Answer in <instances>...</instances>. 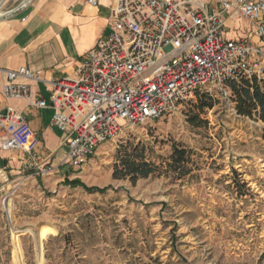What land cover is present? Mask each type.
<instances>
[{"label": "rangeland", "instance_id": "obj_1", "mask_svg": "<svg viewBox=\"0 0 264 264\" xmlns=\"http://www.w3.org/2000/svg\"><path fill=\"white\" fill-rule=\"evenodd\" d=\"M201 95L210 105L197 96L127 127L72 170L103 193L22 171L25 154L13 151L23 157L0 177V264H264V123L234 98ZM174 144L188 153L177 170ZM136 145L157 172L114 178Z\"/></svg>", "mask_w": 264, "mask_h": 264}, {"label": "built area", "instance_id": "obj_2", "mask_svg": "<svg viewBox=\"0 0 264 264\" xmlns=\"http://www.w3.org/2000/svg\"><path fill=\"white\" fill-rule=\"evenodd\" d=\"M234 15L252 21L259 43L225 36ZM0 73L6 97H32L30 84L17 81L34 78L30 68L0 67ZM254 76L264 79V0H114L108 33L80 58L76 75L49 80L50 104L43 97L34 104L54 109V124L69 131L65 163L81 168L127 127L156 120L201 94L232 100L230 84ZM38 141L21 111L7 105L0 112L3 181L8 176L1 159L15 150L25 154L22 171L54 172L36 154Z\"/></svg>", "mask_w": 264, "mask_h": 264}, {"label": "crops", "instance_id": "obj_3", "mask_svg": "<svg viewBox=\"0 0 264 264\" xmlns=\"http://www.w3.org/2000/svg\"><path fill=\"white\" fill-rule=\"evenodd\" d=\"M113 1L97 0V4H92L88 0H0V67L17 70L26 66L34 73V78H17L29 83L33 91L32 97L19 99L4 95V77L0 73V112L12 105L26 116L37 132L36 154L54 167V174L62 173L57 181L76 175L72 170L77 168L65 163L68 150L57 159L59 151L68 147L69 131L54 124L50 105L40 107L34 100L43 97L50 104L49 80L76 75L80 58L108 33ZM225 36L244 38L253 44L260 42L252 21L243 16L228 17ZM14 156L18 160L23 155ZM14 156L11 152L2 157L5 168L13 165ZM24 161L25 158L20 166ZM66 164L70 167L62 171Z\"/></svg>", "mask_w": 264, "mask_h": 264}, {"label": "trees", "instance_id": "obj_4", "mask_svg": "<svg viewBox=\"0 0 264 264\" xmlns=\"http://www.w3.org/2000/svg\"><path fill=\"white\" fill-rule=\"evenodd\" d=\"M230 87L237 112L244 116H255L264 123V79L259 80L256 76L243 78L241 82L231 83ZM198 98L202 107L210 105L203 100L202 95H199ZM131 148V153L118 158L113 172L114 178L129 177L135 183L139 178L148 177L157 172L158 165L146 158L144 146L136 145ZM170 159L171 169L177 170L185 167V163L188 161V153L185 148H180L174 144ZM65 182L70 186H83L90 192L99 191L103 193L107 189L106 187L87 186L78 177L66 178Z\"/></svg>", "mask_w": 264, "mask_h": 264}]
</instances>
